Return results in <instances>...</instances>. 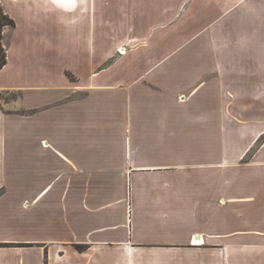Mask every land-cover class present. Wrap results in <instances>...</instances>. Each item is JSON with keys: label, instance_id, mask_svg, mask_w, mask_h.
Instances as JSON below:
<instances>
[{"label": "crops", "instance_id": "crops-1", "mask_svg": "<svg viewBox=\"0 0 264 264\" xmlns=\"http://www.w3.org/2000/svg\"><path fill=\"white\" fill-rule=\"evenodd\" d=\"M0 2V264H264V0Z\"/></svg>", "mask_w": 264, "mask_h": 264}, {"label": "trees", "instance_id": "trees-1", "mask_svg": "<svg viewBox=\"0 0 264 264\" xmlns=\"http://www.w3.org/2000/svg\"><path fill=\"white\" fill-rule=\"evenodd\" d=\"M15 26V20L5 11L0 2V69L7 63V43L11 35L9 33Z\"/></svg>", "mask_w": 264, "mask_h": 264}, {"label": "rangeland", "instance_id": "rangeland-1", "mask_svg": "<svg viewBox=\"0 0 264 264\" xmlns=\"http://www.w3.org/2000/svg\"><path fill=\"white\" fill-rule=\"evenodd\" d=\"M8 33H9V31H8ZM9 34H11V33H9ZM17 97H18L17 93L0 94V102L5 104V102L11 101L13 99H17Z\"/></svg>", "mask_w": 264, "mask_h": 264}, {"label": "bare ground", "instance_id": "bare-ground-1", "mask_svg": "<svg viewBox=\"0 0 264 264\" xmlns=\"http://www.w3.org/2000/svg\"><path fill=\"white\" fill-rule=\"evenodd\" d=\"M196 242V241H195Z\"/></svg>", "mask_w": 264, "mask_h": 264}]
</instances>
